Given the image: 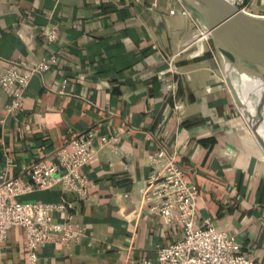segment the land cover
I'll use <instances>...</instances> for the list:
<instances>
[{
  "label": "crops",
  "instance_id": "crops-1",
  "mask_svg": "<svg viewBox=\"0 0 264 264\" xmlns=\"http://www.w3.org/2000/svg\"><path fill=\"white\" fill-rule=\"evenodd\" d=\"M52 27L59 37L50 42ZM203 28L181 0H0V75L57 56L32 77L21 110H8L12 91L0 85V182L30 181L25 168L56 160L75 133L96 127L118 137L84 167L87 199L59 185L17 197L73 200L85 228L77 243L41 246L39 264H155L159 248L183 237L177 218L170 224L142 202L160 149L175 153L200 189L197 225L211 219L264 264V149L241 75ZM0 264H29L22 226L8 230Z\"/></svg>",
  "mask_w": 264,
  "mask_h": 264
},
{
  "label": "built area",
  "instance_id": "built-area-1",
  "mask_svg": "<svg viewBox=\"0 0 264 264\" xmlns=\"http://www.w3.org/2000/svg\"><path fill=\"white\" fill-rule=\"evenodd\" d=\"M242 11L253 0H229ZM173 12V11H172ZM202 36H209L205 27ZM44 35L48 41L58 39L57 27ZM57 61L51 54L39 63L27 66L24 71L13 65L0 75V85L10 89L11 101L8 110L15 113L24 106L23 95L31 79L40 75ZM66 79L64 81V84ZM118 137L98 136V129L92 127L70 136L56 151V160H40L27 166L25 171L31 180L20 177L0 182V244L7 237L8 230L22 226L26 232L27 257L29 264H39L38 249L48 243L69 245L79 242L85 228L74 220V201L62 197L59 201L40 202L17 199L34 191L51 190L56 185L64 193L72 192L79 199L90 196L91 182L83 171L105 147L115 148ZM152 174L143 193L142 202L150 210L165 218L170 224L177 218L182 225V238L168 246L159 248L155 264H257L253 257L242 251L236 237L219 230L209 218L197 225L198 185L188 182L175 153L160 149L152 157ZM56 214H64L56 218ZM153 264L151 261H144Z\"/></svg>",
  "mask_w": 264,
  "mask_h": 264
},
{
  "label": "water",
  "instance_id": "water-1",
  "mask_svg": "<svg viewBox=\"0 0 264 264\" xmlns=\"http://www.w3.org/2000/svg\"><path fill=\"white\" fill-rule=\"evenodd\" d=\"M181 1L197 15L224 56L226 65H237L240 74L242 68L251 75H254L253 68L258 69V78L264 84V15L246 13L229 0ZM249 89L242 91V98L253 132L264 149V135L260 132L264 121V101L257 103L256 113L253 115Z\"/></svg>",
  "mask_w": 264,
  "mask_h": 264
},
{
  "label": "bare ground",
  "instance_id": "bare-ground-1",
  "mask_svg": "<svg viewBox=\"0 0 264 264\" xmlns=\"http://www.w3.org/2000/svg\"><path fill=\"white\" fill-rule=\"evenodd\" d=\"M229 65L230 67L228 68H229L230 73H233L239 70L237 65H231V64ZM258 73H259L258 69H255V68H253L254 75L249 74V72L247 70H244L243 68L241 70V81H243L244 83L243 87L241 88V93L243 90L249 89L253 87V85H256L254 87L255 89L252 88V89H249L250 91H248L249 94L255 93L258 98L257 101H252L253 107L251 110H252L253 115L256 113L257 103H262L264 101V84L262 83V81L259 80ZM260 132H262L264 135V125H262V127L260 128Z\"/></svg>",
  "mask_w": 264,
  "mask_h": 264
},
{
  "label": "rangeland",
  "instance_id": "rangeland-1",
  "mask_svg": "<svg viewBox=\"0 0 264 264\" xmlns=\"http://www.w3.org/2000/svg\"><path fill=\"white\" fill-rule=\"evenodd\" d=\"M258 6H260L259 4H256V2H255V0H253L252 2H251V4L249 5V7L246 9V11H248V12H252V13H256V14H260V15H264V9H262V10H260L259 9V7ZM224 60H225V58H224ZM226 62V61H225ZM232 74H234L235 75V77H239V75H241L240 74V72L239 71H236V72H233ZM239 79L241 80V78L239 77ZM238 81V84L241 86V88L243 87V81ZM250 98H251V100L253 101H257L258 100V98H257V96H256V94L255 93H253V94H251L250 95ZM263 110H264V106H263V108H262Z\"/></svg>",
  "mask_w": 264,
  "mask_h": 264
}]
</instances>
